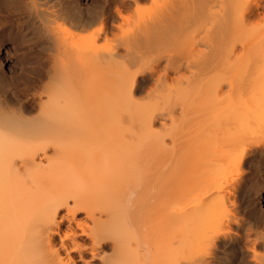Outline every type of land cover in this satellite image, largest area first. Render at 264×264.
Masks as SVG:
<instances>
[{
  "label": "bare ground",
  "instance_id": "6f19581e",
  "mask_svg": "<svg viewBox=\"0 0 264 264\" xmlns=\"http://www.w3.org/2000/svg\"><path fill=\"white\" fill-rule=\"evenodd\" d=\"M0 1V264H264V0Z\"/></svg>",
  "mask_w": 264,
  "mask_h": 264
},
{
  "label": "rangeland",
  "instance_id": "374dc122",
  "mask_svg": "<svg viewBox=\"0 0 264 264\" xmlns=\"http://www.w3.org/2000/svg\"><path fill=\"white\" fill-rule=\"evenodd\" d=\"M83 2H84V5L86 4L88 6L91 4L92 1L91 0H83ZM128 16H129L128 14L123 15L124 19L127 18ZM261 17H263V18L261 19ZM263 19H264V14L259 16L257 18V21H262ZM0 26H1V23H0ZM126 31L127 30L122 32L120 30V31H115L114 33L111 32L110 35L108 34L109 35V43H110L109 45L113 44L114 41L119 40L120 37H122L124 35V32H126ZM0 32H2V30ZM13 33L15 34V32L10 33L11 38H6L7 32L4 33V30H3V34L0 33V35L2 36V37L0 36V71L2 69L1 72L4 71L3 73L6 75V78H7L4 83H0V88H1L0 94L6 96L8 98V100L12 102L14 107H18L19 104L22 103V105L23 104L27 105V106H29V109L32 108L36 111V108H37L36 106H38V105H36V104H38V100H37L38 94L41 93V91H42L41 88L48 85V83H49L47 80V77H46L47 76L46 75L47 74V68H44L43 66L40 65L41 58L42 59H43V57L46 58V54L48 55V52H47L48 50H47V47H45L46 45L43 42L42 43L45 46H43V45L40 46V44H42V43H41V41H39V39H37V36L35 37L36 40L31 39V38L28 39L29 37L28 38L26 37L27 39L26 38L24 39V36H23L22 38H20V40L21 39L22 40L21 41L19 40L20 45L18 43L15 44L16 43L15 38H14L15 35ZM23 40H24V42H22ZM34 41L35 42L37 41V43H35ZM22 43H24V44H22ZM26 44H28L29 46H27ZM38 46H40L42 48L44 47L46 49H42ZM41 49L44 52L43 51L41 52ZM40 66H41V68H39ZM39 69H43V73L41 75L44 77L41 76V79H40V77L38 78L40 82H38V84L36 83V87L33 88V89H35V91H34L32 88H30L31 83H29L30 82L29 80H30L31 76L33 77L32 73L35 72V74H38ZM24 70L25 71L27 70V71L25 72ZM21 74L23 75V77ZM20 75H21V77H20ZM25 76L27 77V80L25 79L26 78ZM8 87H9V89H8ZM35 93H38V94L35 95ZM34 96L36 98H34ZM45 97L43 95L44 100H46ZM30 104H32V106ZM263 166H264V163H263ZM263 166H262L261 171H263V169H264ZM262 176H263V178H262ZM257 180H258L257 187H256L255 192H254L255 198L253 197L254 198L253 200L255 201L254 203H256L255 207L258 210L260 209L259 211L263 212L264 211V174H262L261 177L258 178ZM257 188H258V190H257Z\"/></svg>",
  "mask_w": 264,
  "mask_h": 264
}]
</instances>
